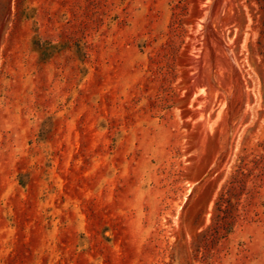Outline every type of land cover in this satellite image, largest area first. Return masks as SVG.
Listing matches in <instances>:
<instances>
[{
	"label": "rangeland",
	"instance_id": "rangeland-1",
	"mask_svg": "<svg viewBox=\"0 0 264 264\" xmlns=\"http://www.w3.org/2000/svg\"><path fill=\"white\" fill-rule=\"evenodd\" d=\"M0 264H264V0H0Z\"/></svg>",
	"mask_w": 264,
	"mask_h": 264
},
{
	"label": "bare ground",
	"instance_id": "bare-ground-1",
	"mask_svg": "<svg viewBox=\"0 0 264 264\" xmlns=\"http://www.w3.org/2000/svg\"><path fill=\"white\" fill-rule=\"evenodd\" d=\"M207 78H208V77L205 76V79H204V80L206 81ZM205 81H204V83H205ZM206 83H207V82H206ZM207 85H208V84H207ZM208 86H209V85H208ZM210 88H211V87H210ZM206 91H207V90H206ZM214 91H215V90H214ZM207 92H208V93H207L208 95H206V97H208V98L205 99V100H208V102L210 103V101H211V99L214 97V95L211 94V92H209V90H208ZM215 95H216V94H215ZM206 97H205V98H206ZM209 103H208V104H209ZM211 103H212V102H211ZM205 106H206V105H205Z\"/></svg>",
	"mask_w": 264,
	"mask_h": 264
}]
</instances>
